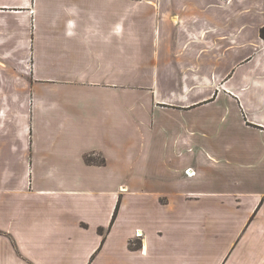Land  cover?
<instances>
[{
	"label": "crops",
	"instance_id": "obj_1",
	"mask_svg": "<svg viewBox=\"0 0 264 264\" xmlns=\"http://www.w3.org/2000/svg\"><path fill=\"white\" fill-rule=\"evenodd\" d=\"M263 28L264 0H0V264H161L168 235L264 264Z\"/></svg>",
	"mask_w": 264,
	"mask_h": 264
},
{
	"label": "rangeland",
	"instance_id": "obj_2",
	"mask_svg": "<svg viewBox=\"0 0 264 264\" xmlns=\"http://www.w3.org/2000/svg\"><path fill=\"white\" fill-rule=\"evenodd\" d=\"M95 158H99V156H95ZM184 174L189 178V179H195L197 178V174L195 171H193L192 173H190L189 169L185 170ZM213 178V180H212ZM208 179L209 180H212L213 181V188L211 187L212 183L210 186H207L209 185V181L206 182L205 181V177L204 176H201L199 175L197 180L194 181V184H193V187L194 189H197V190H208V189H221L223 187V185H221L223 183V179H222V176L220 174H217L215 172L213 173H209L208 174ZM219 180V185H217V181ZM232 182V181H231ZM206 183H208L206 185ZM230 188H233V186H235L234 182L232 184L229 185ZM237 188V186H236ZM238 190H242V191H250V188L248 186H246L245 184L243 186H239ZM127 198H125L123 195H120L119 196V211H118V214H117V217L115 219V222L117 221L118 217L120 216V212L121 210L123 209V207L126 205L125 204V201H126ZM141 199V198H139ZM158 201L161 203V198L158 199ZM136 203L135 200L131 201L129 205H134ZM142 210H138V213L136 214V216L133 218L135 219V221H139V222H143V218H145V216H142ZM214 217L215 218H223V213L220 212L219 210H215L214 212ZM203 218L208 216V214H205L202 215ZM147 219V218H146ZM146 219H145V222H146ZM148 221V219H147ZM115 222L113 223V225L115 224ZM111 225V224H110ZM113 225L110 227V229L108 230V233L109 231L111 230V228L113 227ZM3 232V231H2ZM99 232L101 234L104 235V238H103V241H102V244L99 248V250L96 252L97 254L101 251V249L104 247V244H105V241H106V238H107V235L105 236L106 234V230L103 228V227H100L99 228ZM140 232H142L140 234ZM143 232L144 230L143 229H135L134 232H131L129 233L127 236H124L126 237V240H127V248L130 250V251H133V252H136V251H140V249L142 248L143 246ZM140 234V235H139ZM218 234V233H216ZM123 235V234H122ZM153 236V235H152ZM179 237L181 239V241L183 242H188L189 240H191V237L189 235H187V231L186 230H179ZM219 237V236H218ZM11 241L15 242L12 239H10ZM175 239H173V236H170L168 235V239H163V241H161V244H162V247L161 249L163 248L165 250V254L162 255L161 257V264H170V260H166L171 254H173L174 256H177V252L181 253V251H185V249L181 250V247H177V250L173 247V245L175 244L174 243ZM219 241V242H218ZM225 241V238H214V243L213 245L211 244H207L206 243V240H205V245L203 244H197V248H199L202 252H204L205 254H210V253H214V255L217 253V255L219 256L220 254H222L224 251H225V248H226V244L223 243ZM14 246L16 247L17 251L19 253H21L19 251V248L17 246L16 243H14ZM154 247V246H153ZM185 247V246H183ZM188 247V246H186ZM187 252V251H185ZM226 254V252H225ZM96 256V254L94 255ZM142 258L138 257V256H131V259H129V261L127 262H124V264H158L159 263V254L158 252L152 256V252L150 254V256L148 258L145 259V261L141 260Z\"/></svg>",
	"mask_w": 264,
	"mask_h": 264
},
{
	"label": "trees",
	"instance_id": "obj_3",
	"mask_svg": "<svg viewBox=\"0 0 264 264\" xmlns=\"http://www.w3.org/2000/svg\"><path fill=\"white\" fill-rule=\"evenodd\" d=\"M262 35L264 36V28L262 29ZM91 160H93V158L91 157V156H87V161L88 162H90ZM119 203L117 204V206H116V210H115V212H114V214H113V217H112V220H111V225H110V227L113 225V223L115 222V219H116V217H117V214H118V211H119ZM110 229V228H109ZM108 229V230H109Z\"/></svg>",
	"mask_w": 264,
	"mask_h": 264
},
{
	"label": "built area",
	"instance_id": "obj_4",
	"mask_svg": "<svg viewBox=\"0 0 264 264\" xmlns=\"http://www.w3.org/2000/svg\"><path fill=\"white\" fill-rule=\"evenodd\" d=\"M189 171H190V173H192L190 169H189Z\"/></svg>",
	"mask_w": 264,
	"mask_h": 264
},
{
	"label": "bare ground",
	"instance_id": "obj_5",
	"mask_svg": "<svg viewBox=\"0 0 264 264\" xmlns=\"http://www.w3.org/2000/svg\"><path fill=\"white\" fill-rule=\"evenodd\" d=\"M140 235V234H139Z\"/></svg>",
	"mask_w": 264,
	"mask_h": 264
}]
</instances>
